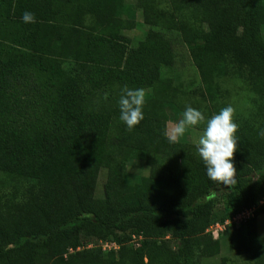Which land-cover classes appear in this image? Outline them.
Masks as SVG:
<instances>
[{"label":"trees","instance_id":"1","mask_svg":"<svg viewBox=\"0 0 264 264\" xmlns=\"http://www.w3.org/2000/svg\"><path fill=\"white\" fill-rule=\"evenodd\" d=\"M126 1L0 0V264H264V0H169L172 15L134 0L146 28L135 45ZM176 37L197 87L179 81ZM234 80L249 107L234 117L230 210L208 198L222 184L196 146L177 178L116 183L118 204L105 186L96 195L107 144L165 156L172 114L191 106L211 118ZM125 86L147 93L133 130L119 118ZM247 209L219 239L208 232Z\"/></svg>","mask_w":264,"mask_h":264},{"label":"rangeland","instance_id":"2","mask_svg":"<svg viewBox=\"0 0 264 264\" xmlns=\"http://www.w3.org/2000/svg\"><path fill=\"white\" fill-rule=\"evenodd\" d=\"M156 4L159 13L172 15L173 12L169 0H156ZM126 5V13L128 12L127 18L131 21H135L136 24V27L128 33L133 41V45H135L143 39L146 28L143 25L142 11L135 7L134 0H127ZM176 40L175 49L179 54V58L175 71L179 76V81L182 83L184 90L197 87L200 84L198 72L193 66L187 49L182 41L177 37ZM232 89L234 91L230 105L235 109V115L239 112H246L249 105L246 103V100L242 98V95H244L243 92H239L244 91V82L242 80H234ZM181 116L182 112H174L170 119L171 121L167 122V128L178 122ZM202 131L203 129L194 127L189 129V131L179 139V142H169V151L165 156L147 154L143 151H136L115 144H107L104 165L99 177L96 195L99 198L103 197V187L105 186L114 204H118L114 191V184L116 183L132 182L135 181V178L138 176H149L150 174L153 175L154 179L164 181L179 177L180 161L184 158H191L194 147ZM179 144L182 145L181 151H177V145ZM208 198L213 199L218 208H224L226 210L231 209L232 202L230 199L229 186L220 185ZM258 229L259 233L264 235V217L259 218ZM217 231H219L221 237L223 230H220L219 227H212L208 232L214 237V234L217 235ZM225 254V251H222L221 256ZM219 259L220 257L215 258L210 264H218Z\"/></svg>","mask_w":264,"mask_h":264},{"label":"clouds","instance_id":"3","mask_svg":"<svg viewBox=\"0 0 264 264\" xmlns=\"http://www.w3.org/2000/svg\"><path fill=\"white\" fill-rule=\"evenodd\" d=\"M22 20L25 23H35L36 17L34 13L25 11ZM146 96V90L143 88L132 89L125 86L121 90L118 100L119 118L129 130H133L143 121ZM104 98H108L107 93ZM234 117L235 109L231 105L222 108L218 114L212 115L207 120L201 110L187 106L178 122L166 129L165 136L169 142L177 143L189 129L205 123L196 148L206 167V174L213 182L234 186L237 182L234 159L238 150L236 134L239 130ZM259 134L264 136V130Z\"/></svg>","mask_w":264,"mask_h":264},{"label":"built area","instance_id":"4","mask_svg":"<svg viewBox=\"0 0 264 264\" xmlns=\"http://www.w3.org/2000/svg\"><path fill=\"white\" fill-rule=\"evenodd\" d=\"M253 212H254V209H247V210H244L242 211L240 214H238L237 216H235L232 220H228L225 225H220V224H217L215 225L216 227H219L220 230H225V227L226 225H234L235 227H239L242 222H245L247 219H249L252 215H253ZM215 226H211L208 231H210L212 229V227H215ZM134 239L135 236H133ZM214 238L215 239H219L220 238V233L219 231H217V235L214 234ZM137 246H139L137 244ZM102 247L104 250H108V249H112V248H118V246L114 243H104L102 244Z\"/></svg>","mask_w":264,"mask_h":264}]
</instances>
